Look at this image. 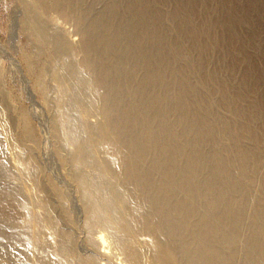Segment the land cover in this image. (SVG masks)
<instances>
[{
    "label": "bare ground",
    "instance_id": "bare-ground-1",
    "mask_svg": "<svg viewBox=\"0 0 264 264\" xmlns=\"http://www.w3.org/2000/svg\"><path fill=\"white\" fill-rule=\"evenodd\" d=\"M212 2H22L71 173L54 214L26 108L18 144L0 110V264H264V70Z\"/></svg>",
    "mask_w": 264,
    "mask_h": 264
},
{
    "label": "rangeland",
    "instance_id": "rangeland-1",
    "mask_svg": "<svg viewBox=\"0 0 264 264\" xmlns=\"http://www.w3.org/2000/svg\"><path fill=\"white\" fill-rule=\"evenodd\" d=\"M23 1L29 0H0V110L4 124L7 127V131H9L10 139L15 144H18L24 124L20 112L26 108L28 120L35 126L36 155H39L43 166L41 177L45 186H49L44 190L45 192L40 194L42 196L48 195V198L56 208L54 214H59L62 211L63 203L58 197L57 199L55 198L54 189L62 188V185L66 184L71 170L64 163L59 162L57 140L55 139L52 124L54 112L48 109L42 93L37 88V84H35L34 76L27 71V62L23 58V52L29 53L31 51L30 36L21 26V22L24 19ZM212 3L214 5L212 13L214 14H212L211 19L215 24L219 22V18L226 17L224 15L226 9L223 4H234L233 7H235L236 11L233 12L236 16L238 14V17L242 18V22L240 21V24L234 25L232 29L236 36L242 38L243 41L245 40L242 44H245L244 48L248 50L249 55L256 57L252 64V69L254 70V74H260L261 70H264V0H229L228 2L225 0H213ZM247 3H251L252 5L250 6ZM244 4L249 7H246ZM52 15L57 25L64 27L76 41L79 39L75 24L73 23L74 21L71 19L65 20L56 12H53ZM221 35L226 36L225 33ZM237 47L240 49L239 45ZM48 61V56L41 54L37 60V64L39 63V66H43ZM240 68V73L237 72L238 77L236 82L239 81L241 76L242 67ZM259 83L261 86V96L259 95V98L263 101L264 80L260 79ZM89 120L95 122L97 117L91 114L89 115ZM19 146L22 147L20 152L24 151L22 154L26 155L27 152L24 146ZM38 210L41 211L42 209L38 207ZM34 212H36V205ZM99 230L101 229L95 228V232ZM103 263L109 264L106 261H103Z\"/></svg>",
    "mask_w": 264,
    "mask_h": 264
}]
</instances>
